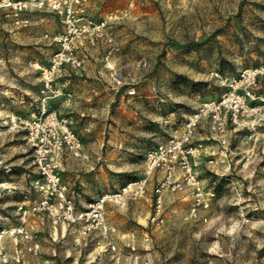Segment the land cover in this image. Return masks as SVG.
I'll use <instances>...</instances> for the list:
<instances>
[{
  "label": "rangeland",
  "instance_id": "rangeland-1",
  "mask_svg": "<svg viewBox=\"0 0 264 264\" xmlns=\"http://www.w3.org/2000/svg\"><path fill=\"white\" fill-rule=\"evenodd\" d=\"M89 1L83 18L98 27L72 34L68 48L80 65L60 69L82 67L78 41L87 38L105 52L104 63L126 97L152 99L110 111L109 123L126 133L122 147L132 149L124 157L132 165L111 173V192L141 178L146 186L153 182V190L163 181L166 173L150 171L145 153L178 135L202 104L221 99L227 90L214 73L231 79L246 69L263 72L237 123L228 111L222 133L210 129L209 117L194 132L192 145L203 147L190 160L204 196L214 194L208 208L192 214L194 189L164 187L159 215L153 199L149 215H103L104 228L88 234L83 223H54L47 215H0V264H264V0H96L92 16ZM23 14L25 24L0 18V212L8 213L37 198L30 187L25 197L9 192L28 182L27 173L37 175L20 121L40 113L41 70L63 50L59 40L67 31L51 0ZM23 96L28 103L20 102ZM181 175L178 169L172 178L179 182ZM18 197L24 199L16 204ZM63 225L72 235H53ZM94 231L100 232L99 250H84L81 236L89 248Z\"/></svg>",
  "mask_w": 264,
  "mask_h": 264
},
{
  "label": "built area",
  "instance_id": "built-area-1",
  "mask_svg": "<svg viewBox=\"0 0 264 264\" xmlns=\"http://www.w3.org/2000/svg\"><path fill=\"white\" fill-rule=\"evenodd\" d=\"M85 1L51 0L52 7L63 15L67 31L59 40L62 42L63 50L56 53L50 59L49 64L41 70L43 92L52 91L53 95H60L59 90H51L60 67L67 63L76 67L80 65L79 61L72 55L71 49L68 48L72 34L79 36L90 28L98 27L91 20L83 18ZM41 5L42 0H0V18L10 17L15 21V24H25L28 21L22 18L23 13L32 7ZM262 72L259 69H246L241 71L237 78L231 79L214 73L220 85L227 90L222 94L221 99L202 104L194 114L187 118L178 135L158 144L145 153V160L150 171L158 169L166 173L163 181L153 190L154 215L160 213L164 187H171V190H181L186 187L194 189L196 194L191 208L192 214L199 208L206 209L209 207L214 194L208 191L204 196L193 169L194 163L190 160L191 157L198 155L203 147L202 144L192 145L194 132L200 122L209 117L210 129L215 133H222L228 111L231 113V120L237 123V114L240 109L245 108V101L253 99L250 87L255 84L256 77ZM238 89L241 90V94H239ZM128 94L133 95L134 91L130 90ZM20 124L26 131L27 144L33 148V163L37 171L36 176H31L30 173L26 174L29 187L37 194V198L20 203L18 210L22 218L43 213L50 217L54 223L59 222L67 225L83 223L82 233L88 234L92 230L104 228L103 215L106 204L137 200L146 193L147 178H141L127 182L117 192L100 195L88 204L85 210H76L73 199L67 194V186L62 181L61 165L64 153L73 157H82L83 143L81 138L71 129L65 119L58 118L55 112L46 113L43 105L38 115L22 120ZM221 143L224 144L225 140L222 139ZM178 169L182 172V179L176 182L172 177ZM15 230L18 233H23L22 229ZM110 249L115 250V246L111 245Z\"/></svg>",
  "mask_w": 264,
  "mask_h": 264
},
{
  "label": "crops",
  "instance_id": "crops-1",
  "mask_svg": "<svg viewBox=\"0 0 264 264\" xmlns=\"http://www.w3.org/2000/svg\"><path fill=\"white\" fill-rule=\"evenodd\" d=\"M96 9V0H90L87 6L88 15L92 16ZM23 16L25 17L26 14ZM78 42L77 57L82 60V67L80 69L68 66L61 68L51 88L53 91L59 90L60 95L55 96L52 91L41 90L42 95L38 103L44 106L46 112H55L59 118L65 119L82 140V157H73L64 153L61 165V178L67 186V194L73 199L76 210L82 211L100 195L111 192V173L132 165L127 158H124L132 151L122 147V142L127 139L126 133L118 134L114 126L109 123L112 118L110 116L112 107L116 104L123 106L130 102L134 104L151 102L152 99L146 100L148 96L126 97V93L115 83L108 65L104 63L105 52L95 50L87 38L80 39ZM28 99V96H23L20 102L28 103ZM206 123V120H202L199 128H203ZM160 175V172H156V179H159ZM9 192L14 195L22 194L23 197L31 193L28 182L21 184L19 189H9ZM23 197H18L15 203H19L21 199H24ZM29 199L31 200L29 197L27 201ZM153 199V182L149 181L146 194L138 201L119 207L107 204L104 215H149V206ZM12 214L20 215L15 210L13 213L0 212V215ZM38 219L40 217L34 218V221ZM54 234L59 238H66L72 235V230L63 225L53 232ZM86 239L81 236L83 243L80 247L97 252L99 249L95 246V241L100 240V232L94 231L90 234L89 240H94V244L89 245V248H85Z\"/></svg>",
  "mask_w": 264,
  "mask_h": 264
}]
</instances>
